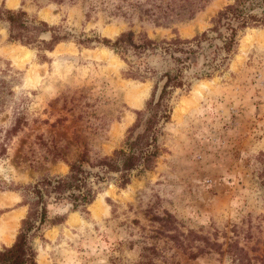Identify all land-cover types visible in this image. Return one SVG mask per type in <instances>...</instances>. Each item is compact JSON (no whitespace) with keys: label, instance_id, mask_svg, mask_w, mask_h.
<instances>
[{"label":"rangeland","instance_id":"rangeland-1","mask_svg":"<svg viewBox=\"0 0 264 264\" xmlns=\"http://www.w3.org/2000/svg\"><path fill=\"white\" fill-rule=\"evenodd\" d=\"M17 1L0 6L23 9L71 36L39 50L10 40L0 22V224L23 214L13 241L0 237V249L13 245L28 213L20 187L66 175L81 153L91 162L111 155L153 94L155 79L128 77L127 62L95 38L130 29L157 40L192 38L235 2L174 0L182 10L206 5L193 18L155 26L137 13L116 15L121 0ZM255 2L253 12H263L264 0ZM41 38L50 40L51 32ZM237 40L212 77L197 75L221 41L205 42L192 56L186 84L174 90L153 170L126 187L111 177L100 182L87 212L70 211L66 201L49 204L56 223L35 238L37 264H241L228 250L235 241L246 250V264H264V26L240 30ZM145 59L159 74L174 66L159 54ZM131 88L144 90L142 104L135 105ZM58 214L66 219L59 222ZM204 237L222 252H200L209 248Z\"/></svg>","mask_w":264,"mask_h":264},{"label":"trees","instance_id":"trees-1","mask_svg":"<svg viewBox=\"0 0 264 264\" xmlns=\"http://www.w3.org/2000/svg\"><path fill=\"white\" fill-rule=\"evenodd\" d=\"M121 1L122 4L116 7V15L130 18L136 17L134 13H137L141 20L146 18L155 26H169L177 20L193 18L206 5L203 3L197 9L182 10L174 6V0ZM256 6L255 0H235L212 18L213 26L209 30L192 38L176 35L157 40L149 37L146 32L136 33L133 29L122 32L115 39L95 38L98 42L110 46L127 62L128 77L155 79L153 94L147 100L145 108L136 111V121L129 127L122 144L111 155L91 162L86 153H81L76 159L68 162L70 170L66 175L45 176L35 183L20 187L23 204L28 206V213L21 222L13 245L0 249V264H37L35 238L42 235L45 226L56 223V220L49 216L48 206L51 202L66 201L70 205V211L87 212L88 206L98 194L99 187L96 185L100 182L111 177L119 182V186L126 187L134 176L156 167L162 151L160 144L162 128L170 120L173 109L171 99L174 90L186 84L185 72L191 67L192 56L205 49V42L212 45L213 40L219 39L221 44L215 45L212 58L205 64L207 68L197 75V78L212 77L221 70L235 51L239 31L247 27L264 26V10L255 13L253 10ZM0 22L8 25L10 40L36 46L39 50H52L56 44L68 40L71 36L69 32L63 33L60 27H52L46 21L30 16L23 9L12 10L0 6ZM46 32H51L50 40L41 38ZM210 32L217 33V36H211ZM89 41L91 39L86 38L81 42ZM157 54L171 60L174 66L159 74L158 70L150 66L145 59L147 56ZM162 81L164 84L157 95ZM262 156L264 157V153ZM86 165L100 171L93 172ZM260 175L264 184V170ZM93 177L95 179H92ZM56 219L63 222L66 216L58 214ZM204 239L208 240L209 248H200V252H208L210 248L222 252L219 243L211 242L206 237ZM232 246L236 247L235 251L232 250ZM228 250L232 255H237L239 263L250 261L245 248L238 246V241H235V244L229 243Z\"/></svg>","mask_w":264,"mask_h":264},{"label":"bare ground","instance_id":"bare-ground-1","mask_svg":"<svg viewBox=\"0 0 264 264\" xmlns=\"http://www.w3.org/2000/svg\"><path fill=\"white\" fill-rule=\"evenodd\" d=\"M10 3L13 5H16L18 3V1L17 0H10ZM15 53H17V51H13L11 53V55L13 56V54H15ZM14 57H16V56L14 55ZM143 94H144V90H142V89H134V88L130 89V95L133 96L134 100H136L135 105H140L143 103ZM95 211L97 212V208H95ZM21 216H23V214L21 212L15 213L12 216V219L10 221L4 220L0 224V237L4 236L5 242L11 243L13 241V238H14L13 234L15 233L14 232L15 228L17 227V225L19 223V219L21 218ZM6 230H7L8 234L5 236Z\"/></svg>","mask_w":264,"mask_h":264}]
</instances>
